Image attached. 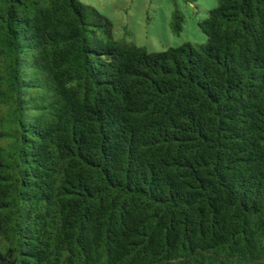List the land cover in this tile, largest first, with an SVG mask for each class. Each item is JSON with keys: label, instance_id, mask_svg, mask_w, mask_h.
<instances>
[{"label": "trees", "instance_id": "1", "mask_svg": "<svg viewBox=\"0 0 264 264\" xmlns=\"http://www.w3.org/2000/svg\"><path fill=\"white\" fill-rule=\"evenodd\" d=\"M198 27L149 52L81 0H0V264H264V0Z\"/></svg>", "mask_w": 264, "mask_h": 264}, {"label": "rangeland", "instance_id": "2", "mask_svg": "<svg viewBox=\"0 0 264 264\" xmlns=\"http://www.w3.org/2000/svg\"><path fill=\"white\" fill-rule=\"evenodd\" d=\"M94 7L113 25L115 38L125 37L149 52H161L185 43L203 44L205 35L198 27L216 0H81ZM177 9L185 18L182 31L172 33V12ZM4 244L0 241V250Z\"/></svg>", "mask_w": 264, "mask_h": 264}]
</instances>
